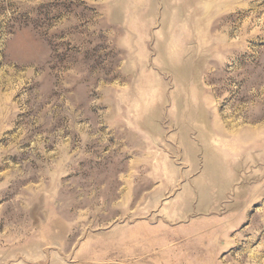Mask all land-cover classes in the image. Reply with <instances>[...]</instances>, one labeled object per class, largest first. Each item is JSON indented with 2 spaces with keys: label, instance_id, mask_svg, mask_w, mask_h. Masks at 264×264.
I'll return each instance as SVG.
<instances>
[{
  "label": "rangeland",
  "instance_id": "rangeland-1",
  "mask_svg": "<svg viewBox=\"0 0 264 264\" xmlns=\"http://www.w3.org/2000/svg\"><path fill=\"white\" fill-rule=\"evenodd\" d=\"M0 264H264V0H0Z\"/></svg>",
  "mask_w": 264,
  "mask_h": 264
}]
</instances>
